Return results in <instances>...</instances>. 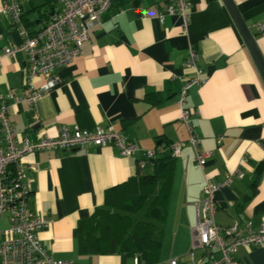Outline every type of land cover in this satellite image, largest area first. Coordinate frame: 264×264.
<instances>
[{
    "label": "crops",
    "instance_id": "obj_1",
    "mask_svg": "<svg viewBox=\"0 0 264 264\" xmlns=\"http://www.w3.org/2000/svg\"><path fill=\"white\" fill-rule=\"evenodd\" d=\"M2 0H0L1 5ZM264 57V0H234ZM186 31L175 15L159 16L164 0H114L100 22L88 31L82 55L54 74V83L31 107L21 101L27 88L26 58L22 53L3 57L4 48L22 42L20 31L0 14V101L9 106V120L18 135L37 141L55 137L57 128H97L121 133L138 148L122 157L112 147L43 151L26 155L21 165L32 180L28 208L51 220L38 234L43 248L56 260L72 264H132L120 254H82L77 225L105 206L106 191L140 172L151 171L147 151L167 154L168 145L188 138L180 120L179 94L192 77L186 69L188 47L198 53L197 65L205 82L192 86L184 107L209 153L201 169L193 149L186 146L175 158L166 219L162 225L158 262H188L194 204L204 196L205 182L230 183L216 193L215 224L256 230L264 217V80L222 0H189ZM57 9L56 0H25L23 24L30 31ZM35 87L47 84L44 77ZM8 226L7 215L0 228ZM240 264H264V248H240Z\"/></svg>",
    "mask_w": 264,
    "mask_h": 264
},
{
    "label": "built area",
    "instance_id": "obj_2",
    "mask_svg": "<svg viewBox=\"0 0 264 264\" xmlns=\"http://www.w3.org/2000/svg\"><path fill=\"white\" fill-rule=\"evenodd\" d=\"M25 0H2L0 14L11 21L13 29L20 31L22 42L13 47L4 48L3 57H13L22 53L26 58V92L20 99L27 103L34 115L35 106L42 95L54 83L57 70L67 67L82 55V46L88 38V31L97 25L114 0H56L57 9L38 30L30 32L23 24L22 4ZM165 7L159 16L181 18L186 31L189 23V0H164ZM257 34L264 37V24L256 25ZM198 53L189 45L186 69L192 77L184 82L178 98L180 120L184 124L188 138L186 141L168 145L170 155L175 159L182 150L189 146L193 149L196 164L203 169L209 153L200 151V139L196 126L192 122L194 112L184 107L186 95L192 86H201L205 80L197 65ZM44 77L47 84L37 88L33 81ZM9 106L0 101V218L7 215L8 226L0 228V264H72L70 261L56 260L43 248L38 234L50 227L51 220L35 215L28 208L32 180L28 179L21 161L28 154L43 151L80 150L88 147H112L122 157L135 155L138 148L130 143L121 133L112 129L97 128L84 131L77 127L60 126L57 135H44L37 141L20 137L12 126ZM160 151H147L146 159H155ZM146 162L140 163L144 168ZM224 183L205 182L203 198L194 204L196 222L192 229L191 247L187 253L186 264H240L234 255L240 248H264V217L258 229L250 224L240 227L237 223L229 227L215 224L217 211L216 193L228 186ZM132 264H141L139 257ZM168 264H179L178 259H170Z\"/></svg>",
    "mask_w": 264,
    "mask_h": 264
},
{
    "label": "trees",
    "instance_id": "obj_3",
    "mask_svg": "<svg viewBox=\"0 0 264 264\" xmlns=\"http://www.w3.org/2000/svg\"><path fill=\"white\" fill-rule=\"evenodd\" d=\"M174 162L169 152L146 160L150 172H140L106 191L105 206L77 225L79 252L120 254L130 259L139 257L141 264L157 263ZM140 212L142 217L135 222L133 216Z\"/></svg>",
    "mask_w": 264,
    "mask_h": 264
},
{
    "label": "water",
    "instance_id": "obj_4",
    "mask_svg": "<svg viewBox=\"0 0 264 264\" xmlns=\"http://www.w3.org/2000/svg\"><path fill=\"white\" fill-rule=\"evenodd\" d=\"M222 1L224 2L226 8L228 9L236 28L241 34L242 39L246 47L248 48L253 58V61L262 77V80H264V57H262L258 49L254 36L248 29L245 21L242 18L240 11L235 5L234 0H222ZM50 16H52V13L50 14Z\"/></svg>",
    "mask_w": 264,
    "mask_h": 264
},
{
    "label": "rangeland",
    "instance_id": "obj_5",
    "mask_svg": "<svg viewBox=\"0 0 264 264\" xmlns=\"http://www.w3.org/2000/svg\"><path fill=\"white\" fill-rule=\"evenodd\" d=\"M142 213L143 212H140V213H138V214H136V215L133 216L135 222L138 221V220H140V218L142 217Z\"/></svg>",
    "mask_w": 264,
    "mask_h": 264
}]
</instances>
